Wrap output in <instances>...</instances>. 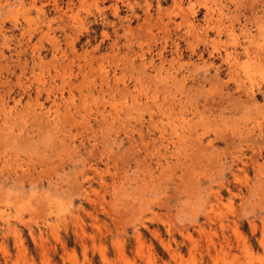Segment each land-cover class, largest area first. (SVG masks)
I'll use <instances>...</instances> for the list:
<instances>
[{"label":"rangeland","instance_id":"1","mask_svg":"<svg viewBox=\"0 0 264 264\" xmlns=\"http://www.w3.org/2000/svg\"><path fill=\"white\" fill-rule=\"evenodd\" d=\"M0 264H264V0H0Z\"/></svg>","mask_w":264,"mask_h":264},{"label":"bare ground","instance_id":"2","mask_svg":"<svg viewBox=\"0 0 264 264\" xmlns=\"http://www.w3.org/2000/svg\"><path fill=\"white\" fill-rule=\"evenodd\" d=\"M119 14V13H118ZM236 61V60H235ZM237 65V64H236ZM245 67V66H244ZM250 71V70H249ZM248 77H249V75H248ZM208 215V214H207Z\"/></svg>","mask_w":264,"mask_h":264}]
</instances>
